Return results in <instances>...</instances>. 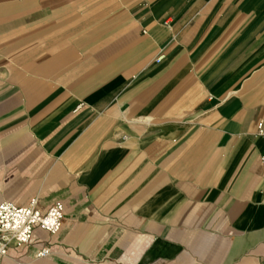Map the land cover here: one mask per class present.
Masks as SVG:
<instances>
[{
  "label": "crops",
  "instance_id": "crops-1",
  "mask_svg": "<svg viewBox=\"0 0 264 264\" xmlns=\"http://www.w3.org/2000/svg\"><path fill=\"white\" fill-rule=\"evenodd\" d=\"M261 121L264 0H0V264H264Z\"/></svg>",
  "mask_w": 264,
  "mask_h": 264
},
{
  "label": "built area",
  "instance_id": "built-area-1",
  "mask_svg": "<svg viewBox=\"0 0 264 264\" xmlns=\"http://www.w3.org/2000/svg\"><path fill=\"white\" fill-rule=\"evenodd\" d=\"M257 135L264 138V123L257 125ZM264 193V153L260 156ZM62 204H52L45 213H41L33 199L25 207L14 205L11 201L0 202V257L7 255L11 246H23L29 243L34 227L53 235L62 221ZM50 255L47 247L41 248L36 259H42Z\"/></svg>",
  "mask_w": 264,
  "mask_h": 264
}]
</instances>
